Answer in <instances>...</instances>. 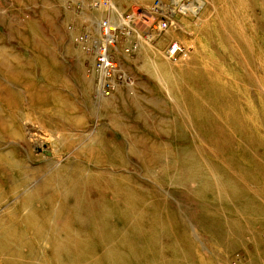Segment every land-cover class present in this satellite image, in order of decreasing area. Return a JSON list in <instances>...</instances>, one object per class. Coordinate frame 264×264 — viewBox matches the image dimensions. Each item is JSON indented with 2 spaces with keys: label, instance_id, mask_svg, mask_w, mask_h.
<instances>
[{
  "label": "rangeland",
  "instance_id": "374dc122",
  "mask_svg": "<svg viewBox=\"0 0 264 264\" xmlns=\"http://www.w3.org/2000/svg\"><path fill=\"white\" fill-rule=\"evenodd\" d=\"M156 1L0 0V47L25 61L19 66L25 76L20 77L15 87L23 105L27 108L34 100L30 97V83L33 91L50 100L36 106L40 112L32 121H20L26 139L36 138L40 142L39 152L42 150L46 157L30 158L26 165L33 169L54 160L53 166L71 171L79 160L88 164L86 169L114 174L107 186L132 189L126 197L131 208L129 218H108L109 227L115 229L116 235L110 245L130 237L135 243L142 242L157 227L155 238L160 242L173 244L179 238L180 243H189L190 255L204 261L212 259L213 264H229L234 252L242 253L246 248L252 251L253 260L264 259L262 252L257 258L254 243L247 240L242 241V246L237 245L232 235L240 233L245 239L253 236L256 240L263 237L264 243V0H181V4L190 7L186 12L176 10L173 15L172 8L165 10L167 6H176L172 0H159L162 7L154 6ZM157 9L167 24L160 30L163 16L154 12ZM103 22L111 26L109 46L117 59L111 77L113 89L109 92L98 87L95 69L97 47L105 37ZM172 44H180L182 50L170 58L167 51ZM248 45V49L242 50ZM128 47L132 49L130 54L125 51ZM163 66H167L171 77L181 75L183 67L193 77L187 82L184 77L183 87L176 91V85L166 83L161 76ZM196 88L200 91L196 96L211 95L218 103V111L224 113L220 125L227 141L218 139L217 135L214 140L219 142V148L225 146L226 150H217V143L209 144L200 126L194 128L196 123L188 113L190 106L187 107L180 90L192 94ZM219 93L224 95L216 96ZM102 94L107 97L105 101ZM189 97L193 101L194 97ZM194 132L204 136L196 137ZM61 139L74 142L77 150L54 153ZM103 140L122 142L125 155L119 162L91 157L92 152L96 155ZM1 141L4 145L0 152L11 147L24 150L17 139L6 136ZM151 142H158L162 148L164 142L167 144L164 147L175 153L181 150L167 159L170 160L167 168L153 155L149 156L150 162L143 163L134 154L148 149L144 144ZM240 146L246 152L241 153ZM89 147L92 151L86 149ZM192 147L214 165L210 169L219 170L215 164L220 163L226 173L220 176L214 172L217 178L212 189L204 190V176L194 173L182 161L190 157ZM73 160L76 162L72 163ZM48 173L49 168L35 172L26 190L21 189L0 204V215L13 207L28 189L38 187ZM194 180L202 181L203 186L194 188ZM229 181L234 183V191L242 187L245 192L242 197L234 195L222 204L220 192ZM113 198L119 200H115L119 208L123 197L114 193ZM62 213L56 220L38 218L36 224L46 226H42L43 235L28 239L34 243L40 261L30 257L26 264H62L52 259L55 241H51L48 249L43 242L44 238L62 231L68 219L73 229L80 231L81 218L71 212L70 206ZM209 219L218 225L215 230L203 228L210 225ZM8 221L5 218L0 223V243L6 239L3 231L11 226ZM137 228L145 232L139 234ZM20 230L32 236V231L24 225ZM186 244L180 247L185 248ZM229 245L236 246L234 251L226 249ZM118 247L123 248L121 243ZM20 249L35 255L30 248L24 252L21 244ZM95 249L99 258L107 252L115 256L123 253L110 251L111 247ZM7 250L0 249V264L13 263ZM40 256L44 257L42 262ZM62 256L71 258V255ZM92 258H82L73 264H89ZM18 264L24 262L18 260Z\"/></svg>",
  "mask_w": 264,
  "mask_h": 264
},
{
  "label": "bare ground",
  "instance_id": "6f19581e",
  "mask_svg": "<svg viewBox=\"0 0 264 264\" xmlns=\"http://www.w3.org/2000/svg\"><path fill=\"white\" fill-rule=\"evenodd\" d=\"M171 2H173V4L178 7V9H176V6L170 5L167 6L165 10L172 8V15L176 14V10H178V13L186 12L190 7L189 5L186 6L185 4H181V0H172ZM102 32H104L103 34L105 37L97 47L95 62H97L100 57L102 58V61L99 63L100 67H97L95 63V69L97 71L98 87H101L103 90H105V92H109L113 87L111 77L116 70L117 59L115 58L114 53L109 46V38L111 37L112 29L108 22L102 23ZM11 45H13V43ZM179 45L172 44L169 52L167 51L170 58L176 56L177 53L182 50ZM101 47L102 50H100ZM248 48L249 45L242 50ZM131 50L132 49L129 47L125 49L128 54H130ZM99 52L103 53L100 54ZM20 62L25 61L20 59L7 48L2 46L0 47V147L4 145L1 140H3V138L6 136L8 138L10 137L12 139H17L20 141L19 143L24 145V150L11 147L10 149H5L6 151L3 150L0 152V204L6 202L11 196L13 197L17 195L21 189H25L27 186H29V184L33 181L35 172L37 173L38 171L49 168V173L44 177V180L38 187L35 189H28L26 192H24L25 194L23 196L19 197V201L15 203L13 207H10L6 212L0 215V223L3 219L5 220V218H9L8 223L11 222V226H7L8 228L3 231L4 233H2L5 235L6 239L0 243V249H9L7 250V254L12 256V264H18V260L21 261V263L23 261L24 264H26L29 262L28 260L30 257L34 258L39 256V254L35 251V245H33L34 243L28 239V237L31 239L32 237L38 238L43 235L42 226H46L43 224L42 226L36 224L38 222V218H43L45 221H47V218H55V220L56 218L59 219L58 215L64 210H67L68 206H70L71 212H75V216L81 218L79 220L81 227L80 231L74 230L71 222L68 219L65 222V226L62 231H60L57 235H54L51 238H44L43 242H45V247L47 249L52 246L51 241H55L53 246L54 250L52 251V259L54 260V263L73 264L77 261L79 263L80 259L93 256V258L89 261V264H213L212 259L209 261H204L198 258V256L195 257L190 255L191 248L189 243H180L181 241H178L179 238H177L173 244L160 242L155 238L157 227H153V233H151L147 238L143 239L142 242L135 243V239L130 237L127 240H120L119 243L117 241L116 245H110V242L113 241V238L116 237V235L115 229L113 230L109 227L111 222L108 218H129L131 208L129 207L126 197L130 191L133 192L132 189L125 186H107V183L114 179V174H110L108 171L99 172L95 169H86L88 164H83V162L80 163L78 162L79 160L77 161V164H75V168L71 171L65 167L60 168L53 166L54 160L33 169H30L26 165V160L30 158L33 160H39L46 157L42 155V150L39 152L37 146L40 147V142H36V138H31V140L29 139L30 141L26 139L25 131L22 129L20 121H32L34 116L40 112L39 110L37 111L36 106L38 104H42L43 101L44 103L48 104L50 103V100L46 96L33 91V84L30 83L28 84V87L31 88L30 97L31 100H34H32L33 103H28L29 105L27 108L24 107L23 98L20 96L19 90L15 88L20 77L25 76V72L20 71L21 69H19V66L21 65ZM26 63L28 65L27 67H29L30 62L27 61ZM111 65L112 67H109ZM163 67L165 69H161V76L165 77L164 79L166 83L173 85L175 84L176 91L183 87L182 81L184 77L187 78L184 79L186 82L191 80L193 77L189 76L186 70L183 69L184 67L181 68L183 71L181 75L179 74L176 77H171L172 74L169 73L167 66ZM46 73L47 71H45V74ZM28 74L30 75L31 73ZM26 77L31 78L27 75ZM106 84H109L110 89L105 88ZM35 89L36 88H34V90ZM184 89L186 88H183V90ZM180 92L185 103L187 104V107L188 104L190 106L188 113H190L189 115L196 123L194 128H197L196 126H200L205 133L204 136L201 132H194V136L197 135L200 138L203 136L206 137L207 139H205L209 144L217 143V150L220 152L221 150H226L225 146H223L222 149L219 148V142L214 140V136L217 135L218 139L222 138L225 142L227 141V139L224 137V131L222 132L220 125L223 121V116L221 114L224 113L218 111L219 107L216 106L218 103L211 95H207V97L203 96V98L202 95H200V99L199 96H196L197 92H200L197 88L192 91L193 95L191 94V91L188 93L182 92V90H180ZM222 95L224 94L219 93L216 96ZM189 96L194 97L193 101ZM102 97L104 101L107 98L104 94H102ZM45 100H48V102ZM43 115L44 117H47L46 114ZM69 142L70 141L61 139L58 141L59 147L55 149H53L50 144L49 145L53 149L54 153L67 149L77 150L78 147L75 148L74 142ZM162 144L163 148L158 144V142H151L150 144L145 143L144 145H147L148 149H146L144 146L146 150L137 151L135 152L137 154L134 155H136L137 158H139V160H141L143 163L145 161L150 162L149 156L153 155L155 158L157 157L160 160H158V162H161L164 168H167L170 161L167 159L172 156H177L176 153H178L181 148H179L175 153L170 148L166 149L164 147L167 146L166 143L163 142ZM122 145V142L103 140L102 144L99 146V149L96 151V155H93L92 152L91 157H97L99 160L106 158L114 162H119L122 155H125L123 154L124 147ZM194 147L191 149L189 148L190 157H185L182 159V161H185L187 166H189L194 173L199 172L204 176L206 180V186L202 187L203 182L200 180H194L192 185L194 188L196 186H200L204 188V190L212 189L214 179L217 178L214 175V172L218 173L220 176H225L226 173L222 170V165L220 163L215 164L219 167V170L210 169V166L214 165L208 161L207 157L203 153H197L194 150ZM208 148L211 149L210 147ZM86 149L92 151L91 147ZM199 149L201 150V148ZM238 150L241 153L246 152V149L241 146ZM76 159H78V157ZM231 159L232 158H229L230 161ZM87 161H91L92 165L94 164L92 160L87 159ZM232 161L235 160L232 159ZM74 162H76V160L72 161V163ZM105 165L113 166L110 163H106ZM107 174H109L108 179L106 178ZM13 179L14 182L12 184ZM233 184L234 183L232 181L227 182L225 190L223 189L220 192L222 204L227 203V201L229 202L227 198L231 199L234 197V195L238 196V198L243 196L245 188L239 187V191L236 192L234 191ZM114 193L123 197V201L119 203V208L117 207L118 204L116 203V201L119 200H114ZM36 202H38V206ZM56 203H58L57 208ZM60 207L62 209L59 210ZM24 210L26 212L23 213ZM85 218L89 219L90 221L86 222ZM220 220L222 222L223 218ZM21 225H24L25 228L31 230L32 236L25 235L24 232L20 230ZM212 227L213 230L218 227L214 220H210V225H206L203 228L209 230ZM124 228L130 230L134 227ZM136 231L139 234H143V232H145L143 228H137ZM129 235H132V233L130 232ZM232 235L234 236L235 240H237V245L242 246V241L248 242L247 240H249L248 243H254V250L255 254L257 253V258L258 254L260 255L261 252L264 253L263 237L256 240L253 236L245 239L240 233H232ZM82 236H84V238H82ZM184 242H187L185 238ZM120 243L121 248H124H122V250H120L118 247ZM20 244L22 245L24 252L26 251V248H30L29 251H32L35 255L29 252L23 253V250L20 249ZM183 244H186V249L180 247ZM100 246H102V248L111 247L110 251L123 253L115 256L110 255L108 254L109 252H107L106 255L99 258L96 256L95 248ZM114 247H116V249ZM233 248L235 249L236 246H226V249L231 252L234 251ZM239 252L240 253L234 252L235 256H233V261L231 259L228 260L229 264H264V259H260V257L259 261H257L258 259L256 261L253 260V253L252 251H248L247 248L242 253L241 251ZM26 254L27 256H25ZM63 254L64 256L71 255V258L63 257ZM243 254H246V256H242ZM19 255L22 258H19ZM43 258L44 257L41 258V262ZM242 258L244 261H242ZM36 260L40 261V259L38 260V257H36ZM101 260L105 261L106 263L101 262Z\"/></svg>",
  "mask_w": 264,
  "mask_h": 264
},
{
  "label": "built area",
  "instance_id": "2783aa9c",
  "mask_svg": "<svg viewBox=\"0 0 264 264\" xmlns=\"http://www.w3.org/2000/svg\"><path fill=\"white\" fill-rule=\"evenodd\" d=\"M156 2H157V3H155L154 6H156V7H162V6H163V2L159 3V0H157ZM159 9H160V8H159ZM159 9L155 10L154 12H157V14H161V15L163 16V21H161V24H160V26H159V28H158V29L160 30V29H162V27H166L167 24H166V22H165L166 19L164 18L163 13H162ZM155 16H156V14H155ZM103 33H104V32H103ZM102 47H103V46H102ZM102 47L100 48V50H102ZM99 53L102 54L103 52H99ZM100 61H102V58H101V57H100L99 60L96 62L97 67H100V64H99ZM111 62H112V61H111ZM107 66H108V65H107ZM109 67H112V65L109 66ZM106 87H110L109 84H106ZM106 87H105V88H106ZM109 89H110V88H109ZM112 89H113V88H112ZM112 89H111V90H112Z\"/></svg>",
  "mask_w": 264,
  "mask_h": 264
}]
</instances>
